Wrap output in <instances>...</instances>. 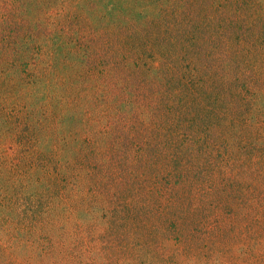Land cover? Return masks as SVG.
I'll use <instances>...</instances> for the list:
<instances>
[{"label": "rangeland", "instance_id": "1", "mask_svg": "<svg viewBox=\"0 0 264 264\" xmlns=\"http://www.w3.org/2000/svg\"><path fill=\"white\" fill-rule=\"evenodd\" d=\"M103 256L264 264V0H0V264Z\"/></svg>", "mask_w": 264, "mask_h": 264}, {"label": "trees", "instance_id": "2", "mask_svg": "<svg viewBox=\"0 0 264 264\" xmlns=\"http://www.w3.org/2000/svg\"><path fill=\"white\" fill-rule=\"evenodd\" d=\"M239 2H240V0H238ZM209 19V18H208ZM137 126V125H136ZM142 131H144V127H142L141 128V132ZM108 133V131H105V134H107ZM97 144H101V143H97ZM143 144H145V143H143ZM152 145L153 144H151V145H147V146H145V145H143V146H139V148L140 149H142V153L141 154H139L138 155V157H132L131 156V154L129 155V161L128 162H130V164H131V166H134L135 164H138L139 163V166H141V164L140 163H142V164H144V169L146 168V169H148L147 171H149L150 169H151V167L152 166H154L153 165V162H152V160L149 158L148 159V155H149V153L150 152H148V149H149V151H150V149H151V147H152ZM144 148H146L147 150H145ZM129 153V152H128ZM143 169V170H144ZM147 171H145V172H141L142 174L144 173V174H147ZM141 179V178H140ZM155 187V186H154ZM147 189V191H145ZM155 189H157V188H155ZM157 193H160V194H163L164 192L163 191H158L157 190V192H156V190L155 191H153V189L152 188H149V187H144L141 191H140V196H142V197H144V198H146L147 199V202H148V200H151L152 199V197H153V195L154 194H157ZM150 202V201H149ZM178 202H180V201H178ZM178 202L176 203V204H178ZM248 203H250V201L248 202ZM172 221H175V218H173L171 221H170V223L172 222ZM169 222H168V224H170ZM168 224H166V225H168ZM174 224H173V222H172V225H171V227L172 228H174V226H173ZM175 231H177L176 230V228L173 230V232H175ZM178 233H179V236H176V238L178 239V240H180V239H182L181 237H180V235H182V234H184V232H183V230H181V229H179L178 230ZM172 235V234H171ZM141 240H143V239H140L139 238V240L136 242L135 241V244H134V246L135 245H139L140 244V241ZM181 241V240H180ZM145 244V242H143V244H142V246ZM104 258H106V256H103L102 258H99L98 257V259H100L99 261H100V263L101 264H106L105 263V259ZM121 260V259H120Z\"/></svg>", "mask_w": 264, "mask_h": 264}]
</instances>
